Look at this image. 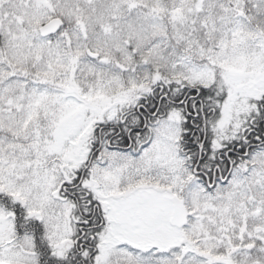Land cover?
<instances>
[{"label": "snow or ice", "instance_id": "obj_1", "mask_svg": "<svg viewBox=\"0 0 264 264\" xmlns=\"http://www.w3.org/2000/svg\"><path fill=\"white\" fill-rule=\"evenodd\" d=\"M0 264H264V0H0Z\"/></svg>", "mask_w": 264, "mask_h": 264}]
</instances>
